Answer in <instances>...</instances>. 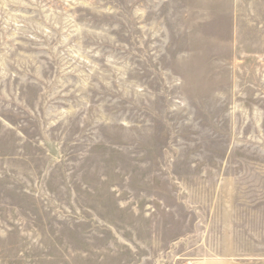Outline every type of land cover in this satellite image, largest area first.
<instances>
[{"label": "rangeland", "instance_id": "obj_1", "mask_svg": "<svg viewBox=\"0 0 264 264\" xmlns=\"http://www.w3.org/2000/svg\"><path fill=\"white\" fill-rule=\"evenodd\" d=\"M264 264V0H0V264Z\"/></svg>", "mask_w": 264, "mask_h": 264}, {"label": "crops", "instance_id": "obj_2", "mask_svg": "<svg viewBox=\"0 0 264 264\" xmlns=\"http://www.w3.org/2000/svg\"><path fill=\"white\" fill-rule=\"evenodd\" d=\"M190 264H244L238 260L228 257H210L209 259L199 260Z\"/></svg>", "mask_w": 264, "mask_h": 264}]
</instances>
